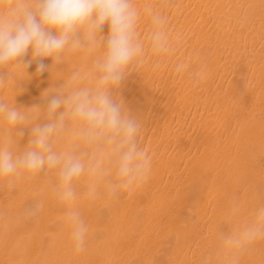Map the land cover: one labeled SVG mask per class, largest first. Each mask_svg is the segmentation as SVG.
Listing matches in <instances>:
<instances>
[{"label": "bare ground", "instance_id": "6f19581e", "mask_svg": "<svg viewBox=\"0 0 264 264\" xmlns=\"http://www.w3.org/2000/svg\"><path fill=\"white\" fill-rule=\"evenodd\" d=\"M17 2L0 0V15ZM133 6L142 51L110 92L141 125L149 178L118 187L115 145L107 137L88 142L79 134L83 123L66 118L49 144L84 163L71 184L75 199L62 201L59 168L0 177V264H264V236L243 247L229 243L264 208V0ZM156 13L167 21V51L152 47ZM109 32L106 22L88 41L82 29L83 46L65 50L59 61L44 58L42 75L35 61L0 66V103L25 116L12 124L0 112V149L18 156L35 147L31 130L50 122L44 100L53 90L95 89ZM74 211L87 225L79 252L71 237Z\"/></svg>", "mask_w": 264, "mask_h": 264}, {"label": "clouds", "instance_id": "9594fccd", "mask_svg": "<svg viewBox=\"0 0 264 264\" xmlns=\"http://www.w3.org/2000/svg\"><path fill=\"white\" fill-rule=\"evenodd\" d=\"M138 18L133 0H34L31 6L26 0H18L10 12L0 15V66L16 61L29 67L35 61L36 73L40 75L48 67L44 58L59 61L65 50L83 46L82 29L86 39L93 41L106 22L110 25V32L103 41L105 51L97 64L100 76L95 89L71 87L67 92L55 89L49 93L44 108L50 122L31 130L29 143L35 147L22 155L14 156L11 151L0 149V177L12 176L21 168L33 172L45 167L59 168L61 199L66 203L73 201L75 193L71 184L84 172V163L72 154L53 152L49 144L52 135L63 128L65 119L71 117L83 123L79 134L88 142L107 137L108 142L115 145L114 150L120 153L117 176L121 183L118 187L129 189L149 178L151 157L137 139L141 125L110 92L111 87L122 82L126 69L142 51L136 38ZM152 19L155 25L151 34L152 47L157 52L167 51L166 18L156 13ZM29 49L31 59H25ZM72 79L78 83L80 77L74 74ZM0 112H5L12 124L25 118L18 109H9L2 103ZM41 206L27 209L25 215H34ZM70 220L72 241L79 252L84 248L87 225L79 212H71ZM257 236H264V208L259 211L256 223L235 239L230 238L229 243L243 247Z\"/></svg>", "mask_w": 264, "mask_h": 264}]
</instances>
